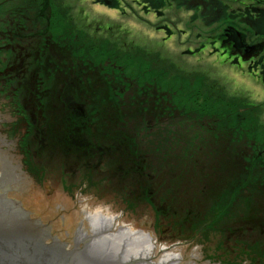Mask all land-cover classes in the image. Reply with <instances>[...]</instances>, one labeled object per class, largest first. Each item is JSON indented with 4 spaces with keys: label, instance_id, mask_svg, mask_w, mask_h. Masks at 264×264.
<instances>
[{
    "label": "trees",
    "instance_id": "obj_1",
    "mask_svg": "<svg viewBox=\"0 0 264 264\" xmlns=\"http://www.w3.org/2000/svg\"><path fill=\"white\" fill-rule=\"evenodd\" d=\"M65 4L64 0H0V98L6 96L10 112L13 116L20 114L26 124L25 132L18 133L24 159L30 148L29 138L33 137L39 153L59 157L60 161L84 163L89 170L96 169L105 176L109 173L119 186L124 182L129 184L126 198L140 201L145 195L160 217L170 218L173 217L168 211L174 212L173 206L167 207L166 202L152 196V187L158 181V165L161 180L184 178L185 187L181 186L174 198L182 200L178 206L187 214L192 210L199 214L202 203L221 196V192H232L230 197L236 199L237 193L232 191L229 181L234 178L239 188V183L243 184L238 176L241 171L247 173L244 177L247 185L250 172L248 180H264V126L254 121L258 116L252 113L253 105L227 97L202 76L182 73L160 55L145 52L144 58L137 60L132 55L115 54L116 48L109 49V44L100 43L78 26ZM28 52L30 55L24 59ZM90 56L93 60L85 59ZM91 62L103 66L99 73L102 78ZM109 78L113 81L107 82ZM113 94L114 100L110 96ZM147 95L159 101L154 102ZM169 102L183 114L201 113L199 116H216L223 121L230 117L234 126L241 122L236 137L252 140L249 146L252 150L262 148L259 155L255 153L252 157L258 160L252 162L255 171L244 164V159H233L229 148L227 155L226 151L221 155L227 162L225 170L215 162L214 152L208 154L207 149L200 147L194 148L192 159L185 156L182 162L179 161L184 152L179 149L168 156L157 150L146 152L141 118H147L143 123L148 128L145 133L153 132L154 125L159 123L161 132L164 125L178 123L175 119H163L159 123L150 119ZM191 106L195 107L194 111L187 110ZM89 111L94 114L92 120ZM169 129L177 130L176 126ZM259 187L254 191L259 192L254 194L257 198L249 199L247 195L243 198L249 199L246 202L251 219L246 226L240 222L241 228L234 231L237 236L245 228L264 234V181ZM190 194L196 201H202L191 204ZM240 210L236 208V216L240 217ZM224 212L213 210L206 220L215 226Z\"/></svg>",
    "mask_w": 264,
    "mask_h": 264
},
{
    "label": "rangeland",
    "instance_id": "obj_2",
    "mask_svg": "<svg viewBox=\"0 0 264 264\" xmlns=\"http://www.w3.org/2000/svg\"><path fill=\"white\" fill-rule=\"evenodd\" d=\"M64 1L66 3L65 7L70 8L71 15L78 26L82 27L87 31V33H90L92 36L99 39L98 41H100V43L106 45L109 44V49L113 48L115 50L116 48V52L118 53L114 52L115 54L120 56L125 54L132 55L133 59L136 58L137 60H142L145 56V52H150L155 56L160 55L161 59H163L166 63H173L175 68L180 70L182 73L189 74V76H202L203 78H206L208 84H214L217 88L221 89L223 94H226V96L228 95L229 98H236V100L240 103L246 102L248 105H253L254 108H252V113L254 115L257 114L258 116V118L254 121L264 126V86L258 82L248 79L247 74H245L246 76H241L236 71H230L229 66L225 64L220 66L215 57L210 58L207 52L203 54V51H200V53L195 54L192 50H194L195 46L199 45V43H195L197 40L195 38V34H193L190 29V23H188L190 19L187 14L184 13V9H175L171 5V7H167L165 11L161 10L163 15L158 14V17H160L158 18L152 14H144L141 7L135 6L132 0ZM105 2H109V5L111 3L113 8H106L109 6L106 5ZM101 5L106 6L102 7ZM161 26H166L170 33L168 32L165 34L164 32L156 30ZM106 28L110 29L106 31L103 30ZM199 32L202 31L200 30ZM199 41L201 43L203 42L202 40ZM20 47H22V45ZM29 55L30 52L24 56V59ZM101 55L102 57H105L104 54ZM155 56L153 57L156 58ZM85 59L88 61L93 60L92 56L86 57ZM92 66L93 68L95 67L98 69L97 74L101 73L103 66L98 63H92ZM99 77L102 78L103 75L99 74ZM110 81L113 80L111 78L107 79V82ZM135 95L139 96V93L136 92ZM148 95L147 97L149 99H154L152 101H159L155 97L151 98ZM110 96L112 97L111 99H116L114 94ZM131 98L134 99V95ZM161 102L164 101L161 100ZM163 107L164 108L161 109V111H155L154 115L150 117V119H153V121L158 123L159 120L163 119H175L178 120V123L164 125V130L162 132L158 130L160 126L159 123L154 125L153 132L149 131L148 133H145V129L148 128L143 123H145L144 121H146L145 119L147 118H141V123L143 125L141 126V133H144L141 137L144 138L146 152L150 153L153 150H157V152H162L164 156H168L171 151H177L179 149L184 152V156L179 161L182 162L185 156H188L185 158L187 160L190 158L192 159L194 155V148L200 147L202 150L207 149L208 154H212L214 152L215 155L213 157L215 158V162L218 163L221 170H225V163L227 162L222 159L221 155L225 151L227 155V150L229 148L233 159H244V164L250 166V170L255 171L253 163L255 164L258 160L252 157L255 153L259 155L262 148L257 147L255 150H252V148L249 147L252 140H247L246 138L240 139L236 137L237 130L241 128V122H236V125L234 126L231 123L232 119L230 117L223 121L222 119L219 120L216 116H199L201 113L195 114L191 112L190 114H183L178 112L177 109L170 104V102L168 105L166 104ZM93 110L95 109L93 108ZM187 110L194 111L195 107L191 106ZM92 112L90 113L89 111L90 120L94 117ZM89 125L92 124L89 123ZM170 126H176L177 130H170ZM248 126L253 129L256 128L251 125ZM85 131L86 129H83V132ZM42 132H45V130L43 129ZM32 138L33 137L29 138L28 141V146L30 148L27 156V168L30 171L32 178L35 180L38 189L42 193L44 200L47 202L50 211L54 214L58 235L65 238L64 233H62L60 222H58L56 211H54L52 201L49 198L48 190H46L45 187L44 180L47 173H49L50 181H54L53 175L57 178L55 192L62 198L68 200L70 222L74 227L77 222L76 189H78V195H82L83 190L95 196L97 195L104 198V194L107 191H113L116 195L121 194V187L112 184V187L114 188L112 190L107 188L108 190L105 191V184L109 181L107 179L105 180L102 173L99 174L96 169H92L91 171L85 167L84 169H79L77 167L78 165L81 166L79 163L72 162V164H63L58 159L59 157H47L39 153V149L33 143L34 139ZM213 157L211 160L214 159ZM73 170L77 172L75 177L73 176ZM157 170L159 172L158 181L155 182V186L152 187V196L160 202H166L165 205L167 207H169L168 204L172 205L173 207L171 208L174 211L170 213L165 208L168 211V214H170L174 219L165 215L160 217L159 214L156 213V209L152 206L158 246L177 244V250L190 255L192 249L215 241L214 246L200 248L203 257L224 258L230 256L229 249L226 245L227 240L233 243L237 258L251 256L252 260L254 259L252 264H264V253H262L264 249V234H260L259 230H249V228H245L244 230L246 231H241L239 236L234 234V231L241 228L242 223L243 225L249 223L248 221L251 218L248 217V212L250 209L248 210L249 203L246 201H249L252 197H258L254 196V194H258L259 192L256 193L254 191H257V187H259L264 180L257 179L256 182L250 179L248 180L249 175L251 174L250 172L247 178V185L244 183V177L247 176V173H245V171H241V175L238 174V176L242 177L243 184L240 182L239 188L238 183L234 178L232 181H229L232 191L237 193L236 199L230 197L232 192L228 194L221 192V196L218 195L216 197L206 199V202H203V206L199 209V214L196 213L195 215L194 210L188 214L186 212L184 213L178 206L181 205L182 200H176L174 198L176 196L174 195L175 192H179V188H181V186H183V188L185 187V185L182 184L184 178H173L171 182H167L161 180L162 174L160 173L161 167L159 165ZM188 174L189 172L187 175ZM107 178H109L108 175ZM84 181L89 182L91 187L84 188ZM249 184L252 185L249 186ZM128 185L124 186L122 189H126ZM188 191L185 190V192ZM246 195L249 199H243ZM190 196L192 197L193 195L190 194ZM143 197L144 198L140 199V201H135L134 199L130 200L125 203L126 207L123 205L124 209H128L129 207L131 208L129 212L124 211V221L136 215L138 206H141L143 215H147V204H151V200L145 195ZM122 198L123 202H125L124 200H126V198ZM195 198L196 197L193 196L190 199L191 204L194 201V205L202 201V199L196 201ZM112 204L118 207L117 198L112 197ZM55 206L59 207V203H55ZM236 208H241L238 213L241 214L240 217L235 214ZM216 209L217 211L221 209L226 212L223 213V217L215 226H211L206 220L207 215L209 214V216H211V211H216ZM174 226H179L180 229H175L173 228ZM166 228L170 231V235L174 234L175 240H169L166 235L161 233V231ZM177 235L180 237H177Z\"/></svg>",
    "mask_w": 264,
    "mask_h": 264
},
{
    "label": "water",
    "instance_id": "obj_3",
    "mask_svg": "<svg viewBox=\"0 0 264 264\" xmlns=\"http://www.w3.org/2000/svg\"><path fill=\"white\" fill-rule=\"evenodd\" d=\"M105 4L109 6V2ZM19 138L16 132L8 141L0 131V264H60L61 256L56 253L62 251L77 254L74 260L80 264H252L251 256L237 258L233 243L226 239L230 256L224 258L203 257L200 248L214 246L215 241L192 249L190 255L177 250V244L158 246L155 226H150L155 223L152 204H147V215L138 206L136 215L124 221V211L131 208L124 209L123 198L113 191L102 198L83 190L78 195L76 189L74 227L68 200L55 192L57 178L53 175L54 181H50L47 173L44 183L62 238L54 214L27 168V157L22 165ZM6 158L10 165L4 162ZM112 197L117 198L118 207L112 204ZM78 229L83 232L80 238Z\"/></svg>",
    "mask_w": 264,
    "mask_h": 264
},
{
    "label": "flooded vegetation",
    "instance_id": "obj_4",
    "mask_svg": "<svg viewBox=\"0 0 264 264\" xmlns=\"http://www.w3.org/2000/svg\"><path fill=\"white\" fill-rule=\"evenodd\" d=\"M132 2L135 6H140L144 14H152L156 17H158V14L163 15L161 10L165 11L171 5L175 9H184V13L190 19L188 22L190 23V29L195 34L197 40L195 43H199L192 50L195 54L200 53V51H203V54L207 52L210 58L215 57L220 66L225 64L229 66L230 71H236L241 76L247 74L248 79L264 86V0H132ZM188 2H192L189 3L190 6L187 5ZM159 5H161L160 9L155 8ZM101 6L105 7L106 5ZM106 8L111 9L113 6L110 3L109 7ZM167 29L166 26H161L156 30L166 34L169 32ZM200 30L202 32H199ZM199 40L203 42L201 43ZM5 107L9 109L7 98L3 96V98H0V116L3 117L0 119V131L10 141L11 134L25 132L26 124L20 114L13 116L11 112H7ZM21 158L23 165L24 158L22 154ZM4 162H7V165L12 163L7 158ZM61 162L63 164H72L71 162L62 160ZM85 166L86 164L83 163L77 167L84 169ZM72 172L75 177L77 172L75 170ZM107 175L109 176V173L103 176L110 184L109 182L105 184V191L108 189L112 190L114 188L112 184L119 186L115 180H112L111 176L107 178ZM83 184L85 185L84 188L91 187L89 182L84 181ZM124 186H127L126 182L120 185L122 195H119L121 197H125L130 188L128 186L126 189H122ZM124 201L122 200L121 202L126 207L125 203L130 200L126 198ZM150 226L154 228L155 223H152ZM76 232L77 238L83 235L81 229H78ZM161 233L166 235L167 239L175 240L174 234L170 235L168 228L163 229ZM89 242L88 244L90 245ZM56 255L61 256L60 264H80L78 260L75 263L74 258L77 254L74 252L68 253L62 251L56 253Z\"/></svg>",
    "mask_w": 264,
    "mask_h": 264
}]
</instances>
